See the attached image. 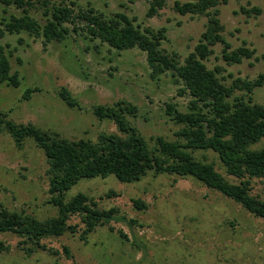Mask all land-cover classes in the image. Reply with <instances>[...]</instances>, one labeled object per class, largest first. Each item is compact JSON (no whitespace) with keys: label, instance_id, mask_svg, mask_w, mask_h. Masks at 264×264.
<instances>
[{"label":"rangeland","instance_id":"1","mask_svg":"<svg viewBox=\"0 0 264 264\" xmlns=\"http://www.w3.org/2000/svg\"><path fill=\"white\" fill-rule=\"evenodd\" d=\"M65 1L75 10L92 7L106 16L124 12L142 26H165L161 47L176 52L180 62L193 50L207 20L204 14L179 13L173 7L174 0H165L152 16L146 15L150 0ZM219 8L222 34L231 48L246 45L254 53L241 62L228 63L221 56L222 44L216 43L204 62L210 68L220 66L218 75L226 84L237 76L253 79L264 72V0H225ZM21 13V8L13 4L0 3V21ZM29 13L41 24L46 20L38 0ZM0 42L11 51V70H17L20 76L18 86L0 83V109L7 112L8 118L56 130L69 138L96 139L100 131L121 132L112 120L99 119L93 106L110 105L123 98L136 105L135 115H126L147 139L156 134L176 138L179 124L165 113V103L173 102L185 110L190 96L178 92L181 84L169 70L152 77L141 49L116 50L106 43L95 49L93 43L98 44V39L91 41L74 31L63 40L45 44L42 35L7 32ZM28 86L39 90L23 98ZM62 86L72 92L80 107L69 106L60 97ZM251 95L252 101L264 104V84L256 86ZM263 145L264 137L253 146ZM192 153L212 162L227 180L238 181L226 172L214 150L198 148ZM46 167L42 149L30 137L18 148L8 132H0V201L8 209L40 219L57 213L56 206L46 202ZM109 190L115 194L106 196ZM79 191L94 198L100 208L118 206L120 214L137 222L129 225L126 220L113 219L81 238L84 225L79 215L73 214L69 222L78 224L75 231L66 230L41 240L57 253L47 248L28 253L20 245V236L0 231V240L9 245L8 250L0 251V264H264V217L192 176L148 171L131 182L113 174L81 178L67 190L66 197ZM250 191L264 199V179L253 177ZM132 198H140L146 206L137 208ZM109 225L114 229L110 230ZM118 229L127 237H121Z\"/></svg>","mask_w":264,"mask_h":264},{"label":"trees","instance_id":"2","mask_svg":"<svg viewBox=\"0 0 264 264\" xmlns=\"http://www.w3.org/2000/svg\"><path fill=\"white\" fill-rule=\"evenodd\" d=\"M38 1L46 15L43 24L29 13L36 0H0L4 5L13 4L22 10L21 14H10L7 20L0 21V37L7 32L27 31L42 35L45 44L51 40H63L74 31L91 41L98 39V44L93 43L95 49L100 43L116 50L137 47L145 52L152 77L169 70L175 81L181 84L178 92L187 93L190 98L185 110L177 108L173 102L165 103V113L179 124L174 139L160 134L147 139L126 115L134 116L136 105L123 98L110 105L93 106V113L99 119L112 120L121 132L100 131L96 139L69 138L56 130L10 119L7 112L0 109V132H8L18 148L23 146L26 137H30L42 149L47 161L45 173L49 196L46 202L57 208L55 215L40 219L31 213L10 210L0 201L1 232L9 231L20 236V245L28 253L38 248L57 253L41 240L59 236L66 230L75 231L78 224L69 222L73 214H78L84 225L81 238H86L97 225L113 219L126 220L129 225H134L137 220L120 214L118 206L100 208L94 198L82 191L69 198L66 192L81 178L113 174L121 181L131 182L148 171L192 176L254 215L264 217V199L250 191L253 177L264 179V145L253 146L264 137V104L252 101L251 95L256 86L264 84V72H259L253 79L237 76L226 84L218 75L220 66L210 68L204 62L214 51L212 46L216 43L222 44L221 56L228 63L241 62L254 53V49L246 45L231 48L224 38L219 4L225 0H174V9L181 14L207 16L204 30L183 62L176 52H168L161 47V41L166 37L165 26L156 29L142 26L124 12L106 16L92 7L75 10L65 0ZM164 4L165 0H150L146 15L157 14ZM241 9L250 12L247 8ZM9 54L11 51H7L6 45L0 42V83L18 86L20 76L17 70H11ZM37 90V86H28L22 97L29 98ZM235 90L242 93L234 94ZM58 94L67 105L80 107L66 86H62ZM198 148L214 150L226 172L238 181L227 180L212 162L196 158L192 152ZM114 194L113 190L105 193L106 196ZM132 202L137 208L146 206L140 198H132ZM109 229L114 227L109 225ZM117 231L121 237H127L122 229ZM63 248L69 252L67 246ZM8 249L9 245L0 240V251Z\"/></svg>","mask_w":264,"mask_h":264}]
</instances>
